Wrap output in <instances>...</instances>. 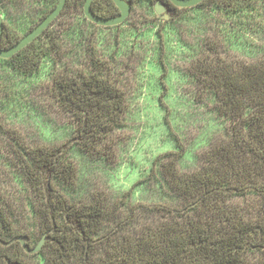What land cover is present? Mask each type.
I'll return each instance as SVG.
<instances>
[{
  "label": "trees",
  "instance_id": "obj_1",
  "mask_svg": "<svg viewBox=\"0 0 264 264\" xmlns=\"http://www.w3.org/2000/svg\"><path fill=\"white\" fill-rule=\"evenodd\" d=\"M18 1L0 0V5ZM26 1L38 4L36 16L42 18L58 0ZM84 1L66 0L41 34L12 56L0 57V106L9 110L19 108L23 82L41 73L48 62L60 65L56 61L62 60L66 41L85 46L91 63L88 68L58 69L51 82L52 95L73 116L72 136L66 143L30 146L13 130H5L40 216V236L33 246L45 238L40 250L28 253L46 248L45 264H264V52L258 59L229 57L216 33L205 36L203 50L189 70L197 85L196 97H212L214 110L228 118L227 133L203 152V163L193 171L177 166L182 146L158 157L159 182L176 202L136 201L125 214L124 202L136 182L112 206L100 193L75 203L61 190L59 186L73 185L76 180L75 164L66 156L68 148L77 144L85 152L107 155L100 144L121 124L127 107L124 91L99 58L89 29L97 24L85 17ZM146 1L153 3L154 10L156 0ZM203 7L227 21L215 28L226 34L235 28L264 29V0H202L191 7H176L175 14ZM91 8L100 16L119 14L113 0H92ZM35 24L31 21L27 29ZM22 35L3 19L2 48ZM246 194L256 195L258 203L234 200ZM139 208L158 212L161 218L127 231ZM12 231L0 207V234L8 238L0 235V243L25 250L19 240L10 241L21 235ZM24 236L27 246L33 247ZM2 264L29 263L5 256Z\"/></svg>",
  "mask_w": 264,
  "mask_h": 264
},
{
  "label": "rangeland",
  "instance_id": "obj_2",
  "mask_svg": "<svg viewBox=\"0 0 264 264\" xmlns=\"http://www.w3.org/2000/svg\"><path fill=\"white\" fill-rule=\"evenodd\" d=\"M25 1L0 5L6 25L18 36L28 31L31 21L41 19L36 16L38 4ZM204 7L180 14H175L174 9L166 22L154 12L152 2L131 0L130 14L123 23L89 27L99 58L124 91L127 107L121 124L100 144L107 155L85 152L77 144L68 148L66 156L75 164L76 180L73 185L58 186L71 201L85 202L100 193L112 206L136 182L126 197L123 213L136 201L173 205L175 196L159 182L158 157L182 146L184 152L177 166L190 172L203 163V152L226 135L228 118L214 110V99L196 97L197 85L189 70L191 61L203 50L204 38L210 32L222 40L229 57L258 59L264 52V29L234 27L235 32L226 34L215 28L227 21ZM62 51V60L55 59L60 65L48 62L41 73L21 84L19 108L0 106V207L11 223L12 234L26 235L30 246L40 236V216L31 185L15 162L5 130H13L30 146H59L71 138L73 116L52 95L51 82L58 69L88 68L91 63L87 48L79 47V43L66 41ZM234 200L258 203L254 194L236 196ZM139 209L127 231L161 218L158 212ZM47 255L46 248L30 254L18 245L0 243V264L5 256L45 264Z\"/></svg>",
  "mask_w": 264,
  "mask_h": 264
},
{
  "label": "water",
  "instance_id": "obj_3",
  "mask_svg": "<svg viewBox=\"0 0 264 264\" xmlns=\"http://www.w3.org/2000/svg\"><path fill=\"white\" fill-rule=\"evenodd\" d=\"M176 7H191L197 5L202 0H169ZM66 0H58L56 5L43 16L31 29L24 33L18 40H16L12 45L6 48L0 46V57L8 58L14 53L19 51L21 48L26 46L29 42L34 40L42 31L59 15L62 8L65 5ZM92 0H85L83 3V13L85 17L101 26H114L121 24L129 16L131 10V0H113L117 8L119 9V14L114 16H100L93 12L91 8ZM165 8L163 7L160 0H156L154 4V11L156 14L161 15L163 18H169L168 13H163ZM3 31V19L0 14V38ZM19 240L27 252L35 253L40 250L45 238L44 236L39 240V242L33 246L29 247L26 243V237L24 235H16L10 241Z\"/></svg>",
  "mask_w": 264,
  "mask_h": 264
},
{
  "label": "flooded vegetation",
  "instance_id": "obj_4",
  "mask_svg": "<svg viewBox=\"0 0 264 264\" xmlns=\"http://www.w3.org/2000/svg\"><path fill=\"white\" fill-rule=\"evenodd\" d=\"M163 7L165 8L164 11H162L163 13H168V15L170 16V14L173 12V10L176 8V6H174L169 0H160ZM155 4V3H154ZM161 16V15H159Z\"/></svg>",
  "mask_w": 264,
  "mask_h": 264
}]
</instances>
